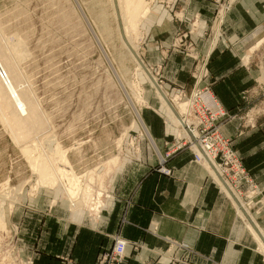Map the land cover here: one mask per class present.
I'll return each instance as SVG.
<instances>
[{"label": "crops", "instance_id": "0c3cea01", "mask_svg": "<svg viewBox=\"0 0 264 264\" xmlns=\"http://www.w3.org/2000/svg\"><path fill=\"white\" fill-rule=\"evenodd\" d=\"M147 1L150 12L141 23L140 57L164 88L188 93L194 68L208 55L216 9L229 0ZM263 40L264 0H234L202 80L224 109L240 111L243 106L245 111L259 99L257 90L264 83H257V48ZM161 114L147 115L145 124L165 150L177 137ZM221 133L231 140L260 189L258 198L264 199V121L246 125L236 116ZM172 151L164 164L171 174L159 172L152 156L121 162L110 175L108 195L97 214L77 209L66 217L50 215L49 225L43 222L33 244L20 246L22 255L32 257L30 264H63L66 258L94 264L120 236L128 240L121 264H264L263 241L235 200L220 190L207 166L194 161L191 150ZM256 207L258 228L264 233V204Z\"/></svg>", "mask_w": 264, "mask_h": 264}, {"label": "rangeland", "instance_id": "374dc122", "mask_svg": "<svg viewBox=\"0 0 264 264\" xmlns=\"http://www.w3.org/2000/svg\"><path fill=\"white\" fill-rule=\"evenodd\" d=\"M113 1L0 0V34L5 40L3 43H7L9 48L13 49L14 46L17 47L18 39L23 42L20 53L21 55L24 53V57L19 59L20 63L17 62L21 75L25 77H22L24 78L22 84H25L26 89L22 85L21 89H28L31 94L33 92L40 106V114L45 120L44 127L34 132L33 138L29 141H21L22 144L13 137L15 135L12 129L7 127L9 125L5 124L3 113H0V207L4 210L8 231L7 235L0 239V264H27L24 262L32 257L22 255L20 246L28 248L33 244L39 230L43 228V222H46L44 225H49L50 215L66 217L68 212L77 209L97 214L104 204L105 196L108 195L110 175L116 169L109 171L107 168L113 159H118L119 164L122 162V166L132 163L134 159L148 160L152 156L155 159L154 167L160 172L163 158L166 162L168 155L174 152L172 145L180 142L178 136L183 137L182 140L187 136V132L180 133L179 128L182 129V126L165 106L160 93L150 83L143 68L137 69L140 65L138 61L129 55L122 33H119L122 20L120 18V24ZM144 1L145 14L140 16L141 20H144L150 12L149 6L146 7L148 1ZM226 3L228 2H222L215 14ZM141 20L138 26V33L139 31L141 33L137 38L135 37L139 56ZM214 21L212 20L210 25L211 44L217 33ZM222 21L224 18L219 21L220 30ZM101 32L105 36H102ZM261 45L257 48L261 69L260 81L257 83L262 84L264 83V40ZM209 53L210 51L200 61L207 59ZM148 69L152 71L149 67ZM155 77L157 82L162 81L157 75ZM158 84L164 88L161 83ZM164 89L170 98L179 97L180 105L175 104L182 114L181 108L185 109L187 100L180 98L177 89L173 91ZM257 91L259 99L251 104L250 109L244 111L242 106L240 111H232L236 114L234 117H241L246 125H256L258 120L264 121V96L261 95L264 86L259 87ZM137 109L144 123L147 115L161 111L165 121L176 129L177 139L169 144L172 147L171 152L170 148L163 150L156 144L146 124H144L146 130L144 129L137 118ZM255 115L259 118H255ZM192 144L195 150L194 143ZM25 145H28L32 152L37 149L34 153L36 156L32 153V157L46 160V163L53 158L50 164L55 168L49 178L52 183L48 182L43 186L42 182L39 183L40 174L34 170L25 154L24 148L27 147ZM58 148L68 151L67 153L63 150L67 154L65 153L59 160L57 155L54 156ZM195 162L201 164L199 161ZM207 168L209 171L205 169L207 173L209 172L208 175L213 174V178H216L209 166ZM218 186L222 192L235 200L243 217V210L246 212L248 209L257 221L256 215L260 210L256 205L264 204L262 197H260L261 201H255L256 197L251 201L253 195L250 193L253 192L249 191L246 198L248 200H245L230 190L223 191L219 183ZM13 200L16 201L14 204L11 203ZM249 201L253 205L251 202L248 203ZM19 213H23L22 218L14 220L18 218ZM21 228L24 229L23 234Z\"/></svg>", "mask_w": 264, "mask_h": 264}, {"label": "bare ground", "instance_id": "6f19581e", "mask_svg": "<svg viewBox=\"0 0 264 264\" xmlns=\"http://www.w3.org/2000/svg\"><path fill=\"white\" fill-rule=\"evenodd\" d=\"M110 1V0H109ZM234 0H229L228 3H226L225 5H223V7L220 9L218 15L215 18L214 24H216V28H217V33L214 36V42L212 41L211 44V48L209 51L212 50V48L218 43V33L220 32V23L219 21L221 19H225L229 8L231 6V4L233 3ZM113 3L116 6L117 9V14H118V18L120 21V18L122 20V24H121V32L122 33V39L125 40L124 44L128 49V53L129 55L133 56L140 65H138L137 69L141 70V68H143V70L145 71L146 75L148 76V78L150 79V83H152L156 89L158 90V92L160 93V97L163 101V103L165 104V106H167V108L169 109V111L171 112V114L174 116V118L176 119V121L179 123L180 126H182V129H180V131H182L183 133H188V136H190L189 138H191L192 143H194L195 146V152L198 153V155L200 156L199 162H201V164H204L206 166H209V168L211 169V171L215 174L216 178L215 180H218L220 187L222 188V190L224 191H229L230 188H228V186H230V184H226L225 182H223L219 176V174L217 173V171L214 169V167L210 164L209 161L206 160V158H204V154H201V151L199 149V147L195 144L196 141L193 140V138L195 137L194 132H191L188 128V125L190 124V119L188 117H184L183 113L189 111L190 106L192 101H185L186 102V107L181 108V113H179L178 107L177 105H180V99L179 97H173L171 96V99L169 97V94L165 91V89L159 85L155 79V77L153 76V74L151 73V71L148 69L144 68V66L142 65L143 61L141 59V57L139 56V52L136 46V38L137 35L139 33H141V31H139L138 33V29H139V24H140V20L142 19L140 16H143V13L145 14V1L144 0H114ZM82 5V4H81ZM150 5V4H149ZM148 8V5L146 6ZM82 8V7H81ZM147 11V9H146ZM84 12V11H83ZM110 12V11H109ZM85 13V12H84ZM86 15V14H85ZM145 18V17H144ZM143 18V19H144ZM143 21V20H141ZM98 22V21H97ZM219 23V24H218ZM223 23V21L221 22V24ZM100 26V25H99ZM124 27V28H123ZM119 28V27H118ZM99 29V28H98ZM102 29V28H101ZM124 29V31H123ZM117 30V29H115ZM109 31V30H107ZM114 31V30H113ZM115 33V32H114ZM113 33V35H114ZM104 34V33H103ZM102 35V32H101ZM105 36V35H102ZM109 36V35H108ZM112 36V35H111ZM120 36V35H119ZM118 36V37H119ZM140 36V35H139ZM136 37V38H135ZM20 38V37H19ZM141 38V37H139ZM110 39V38H109ZM121 39V40H122ZM107 40V39H106ZM112 40V39H111ZM120 40V39H119ZM120 40V41H121ZM139 40V39H138ZM5 42L4 38H2V34H0V113H3V116L6 120L5 124H8L13 131V134L16 138V140H18L17 142L19 143V141L23 142L27 140L29 141L30 138L32 139L33 137V133L41 130L44 125H45V120H43L42 116H41V112H40V106L39 104L36 102V99L34 98L35 96H33V92L32 94L27 91L24 90L23 88L21 89V85L22 87H24L25 84H22V80H24V76L21 75L20 71L21 69L18 68V63H20L19 59L24 55H21V50L23 48V42L18 39V45L17 47L14 46L13 44V49L11 47V43L9 44L11 48H9V46L7 45V43H3ZM140 42V40H139ZM123 44V46H124ZM139 44V43H137ZM140 45V44H139ZM123 48V47H122ZM125 48V47H124ZM11 49V50H10ZM122 50V49H121ZM24 51V49H23ZM120 52V51H119ZM124 52V51H122ZM126 52V51H125ZM27 54V52L25 53ZM121 54V53H120ZM119 54V55H120ZM24 57V56H23ZM129 58V57H128ZM23 60V59H22ZM18 62V63H17ZM145 65V64H144ZM20 69V71H19ZM142 70V71H143ZM139 72V71H138ZM23 74V73H22ZM22 77H24L22 79ZM25 82V81H24ZM123 84V83H122ZM124 85V84H123ZM125 87V85H124ZM160 87H162L160 89ZM25 88V87H24ZM26 89V88H25ZM126 89V88H125ZM31 91V89H29ZM128 93V92H127ZM129 94V93H128ZM213 94V93H212ZM204 98L206 100H209V97L204 95ZM217 98V97H216ZM177 105H176V104ZM184 110V112L182 111ZM137 118L139 119V121L141 122V124L143 125L144 129L146 130L145 127V123L141 117L140 112L137 109L136 112ZM2 116V117H3ZM3 119V118H2ZM4 120V119H3ZM3 122V123H4ZM187 123V125L185 124ZM11 131V130H10ZM146 132V131H145ZM12 133V132H11ZM186 133V134H187ZM35 134V133H34ZM41 134V133H40ZM39 135V134H38ZM37 135V136H38ZM36 137V135H35ZM34 137V138H35ZM14 138V140H15ZM46 140V139H45ZM35 141V140H34ZM16 142V141H15ZM21 142V143H22ZM155 144V142H153ZM23 144V143H22ZM21 144V145H22ZM27 144V143H26ZM29 144V143H28ZM36 144V143H34ZM33 144V145H34ZM38 144V143H37ZM36 144V145H37ZM54 144V143H53ZM20 145V144H19ZM31 145V144H30ZM55 145V144H54ZM57 145V143H56ZM60 145V144H58ZM26 148H24V152L27 155V157L30 159V163L32 165V167L34 168V170L39 172V176H40V182H42V186L45 185V183L50 182V176L53 175V165L50 164V161H52V159L47 160L48 163H46V160H42V159H38L37 157L35 158L34 156L32 157V153L34 154L36 151L32 152L31 149H29L28 145ZM24 146V147H25ZM156 146V145H155ZM33 147V146H32ZM31 147V148H32ZM40 147V146H39ZM59 147V146H58ZM62 148V147H61ZM33 149V148H32ZM40 149V148H39ZM64 150V149H63ZM63 150H61L60 148L53 150L55 151L53 154L54 156L57 155L58 160L60 157H63V155L66 153L63 152ZM51 151V150H50ZM67 151V150H64ZM46 152V151H45ZM68 153V151H67ZM66 153V154H67ZM158 153L160 154V152L158 151ZM35 155V154H34ZM51 155V154H50ZM202 155V157H201ZM36 156V155H35ZM52 156V155H51ZM39 157V156H38ZM45 157V156H44ZM67 157V155H66ZM119 157V156H117ZM116 157V158H117ZM44 159V158H43ZM57 159V158H56ZM68 159V158H67ZM63 160V159H62ZM68 161V160H67ZM120 161V160H119ZM69 162V161H68ZM121 162V161H120ZM62 163V162H60ZM48 164V165H47ZM55 164V163H54ZM59 164V162H58ZM67 164V163H66ZM51 165V166H50ZM61 165V164H60ZM59 165V166H60ZM119 165L118 159H113L110 163H109V167H107L109 169V171H112L113 169H115L117 166ZM72 165H70L71 167ZM65 167V165H64ZM56 169H57V165H56ZM59 169V167H58ZM65 169V168H64ZM70 169V168H69ZM111 169V170H110ZM33 171V170H32ZM56 171V170H54ZM72 171V168H71ZM36 172V173H38ZM59 172V170H58ZM56 172V174L58 173ZM61 172V171H60ZM74 172V171H72ZM34 173V172H33ZM55 174V175H56ZM60 174V173H59ZM58 174V175H59ZM65 174V173H63ZM38 175V174H37ZM213 175V174H212ZM38 176V177H39ZM62 176V175H61ZM65 176V175H63ZM60 177V176H59ZM66 177V176H65ZM64 177V178H65ZM69 177V176H68ZM55 178V177H54ZM58 178V177H57ZM80 178V176H79ZM86 178V177H85ZM62 179V177H61ZM72 178H70L69 180L71 181ZM54 180V179H53ZM56 181V180H55ZM59 182V181H58ZM38 183V184H39ZM52 183V181L50 182ZM55 183V182H54ZM23 184V183H22ZM23 186V185H22ZM40 186V184H39ZM35 187V186H34ZM41 187V186H40ZM9 190V189H8ZM231 191V190H230ZM232 193L237 194L238 196H240L242 198V196L235 191L234 188H232ZM251 195H253V193H250ZM6 197V196H5ZM248 197V195H247ZM253 197V196H252ZM249 198H251L249 196ZM5 200V199H4ZM248 200V199H246ZM251 201L253 199H250ZM3 201V200H2ZM238 201V200H237ZM251 201H249L248 203H250ZM16 201L13 200L11 201L12 204H14ZM76 203V202H75ZM240 203V202H238ZM77 204V203H76ZM252 204V202H251ZM74 205V204H73ZM253 205V204H252ZM12 206V205H11ZM4 207V206H3ZM245 207V206H244ZM241 209V208H240ZM250 218H249V215ZM243 215L246 218V220L248 221L247 223L250 224V226L252 228H254L253 230L255 232H257V234L259 235V237L261 238V240L263 241V247H264V233H262V231H260V229H258V223L255 220V218L253 217V215L250 213V210L245 212L243 210ZM6 217H5V213L4 210L0 207V239H2V237H4L5 235H7V228H6V221H5ZM254 221V222H253ZM258 237V238H259ZM4 241V240H3ZM1 242V241H0ZM2 245V243H1ZM4 255V254H3ZM7 257V256H6ZM8 258V257H7ZM3 260V259H2ZM6 260V259H5Z\"/></svg>", "mask_w": 264, "mask_h": 264}, {"label": "built area", "instance_id": "2783aa9c", "mask_svg": "<svg viewBox=\"0 0 264 264\" xmlns=\"http://www.w3.org/2000/svg\"><path fill=\"white\" fill-rule=\"evenodd\" d=\"M221 4L222 3H220V7ZM218 13L219 9L214 15L213 21ZM181 41L182 37L175 40L177 43ZM199 63H201L200 66L198 67L197 65L193 71L194 82L190 92L186 93L183 89H177L181 99L192 101L189 111L184 112L183 116L189 117L192 120L188 128L195 134L193 140L196 141L195 144L199 147L201 154H204L203 157L214 167L221 180L226 184H230L228 188H230L231 191L232 188H234L245 200L248 192L251 191L253 192L252 199L256 197L254 199L255 201H261V198H258L260 191H258V187L250 176V173H248L249 171L245 169L241 158L236 154L237 151L232 147L231 140L221 135V127L234 119L236 114L222 107L212 94L210 85H202V80L207 75V59H203V61H199ZM202 67L204 68L202 69ZM159 83L161 82L159 81ZM204 95L208 96L209 100H206ZM261 95L264 96L263 91ZM178 139H180V142L172 145V147L174 146V150L180 147H188L193 153L194 161H199V159H201L198 153L193 149L191 138L186 136L184 140H182L183 137L179 135ZM172 147L170 146V152ZM164 162L165 159L163 158L162 166L159 168L160 172L171 174V169L166 168L163 165ZM210 176L215 181L211 174ZM127 244V239L116 236L112 247L101 252L94 264H121L125 257ZM133 245H136L135 242H133ZM25 262L30 264L31 259ZM64 264L79 263L72 261L70 258H66Z\"/></svg>", "mask_w": 264, "mask_h": 264}, {"label": "water", "instance_id": "95a60500", "mask_svg": "<svg viewBox=\"0 0 264 264\" xmlns=\"http://www.w3.org/2000/svg\"><path fill=\"white\" fill-rule=\"evenodd\" d=\"M142 65L144 66V68H146L145 65H144L143 63H142ZM146 69H147V68H146ZM147 70H148V69H147Z\"/></svg>", "mask_w": 264, "mask_h": 264}]
</instances>
